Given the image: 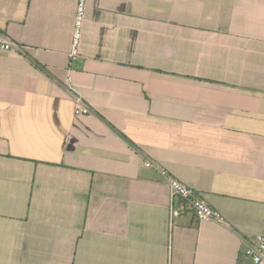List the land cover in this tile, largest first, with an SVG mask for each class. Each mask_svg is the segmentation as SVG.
<instances>
[{
  "label": "crops",
  "instance_id": "1",
  "mask_svg": "<svg viewBox=\"0 0 264 264\" xmlns=\"http://www.w3.org/2000/svg\"><path fill=\"white\" fill-rule=\"evenodd\" d=\"M76 6L0 0L20 47L0 52V264H252L264 0H88L70 64ZM76 95L91 115H75ZM145 160L224 224L172 215Z\"/></svg>",
  "mask_w": 264,
  "mask_h": 264
},
{
  "label": "built area",
  "instance_id": "2",
  "mask_svg": "<svg viewBox=\"0 0 264 264\" xmlns=\"http://www.w3.org/2000/svg\"><path fill=\"white\" fill-rule=\"evenodd\" d=\"M88 0H77L76 13L74 17L71 49L68 54L69 63L76 61L79 56V43L82 35V28L85 22L86 4ZM20 51V47L10 37L0 32V52ZM71 92H74L70 86ZM67 84V85H68ZM77 116H88L92 114L90 108L84 103L79 95L74 97ZM144 166L156 170L162 180L169 188L172 201H177V207L171 208L172 215L191 212L199 221H210L223 225V217L204 202L192 189L169 176L159 165L151 160H145ZM243 255L252 264H264V233L257 235L253 244H249L243 251Z\"/></svg>",
  "mask_w": 264,
  "mask_h": 264
}]
</instances>
